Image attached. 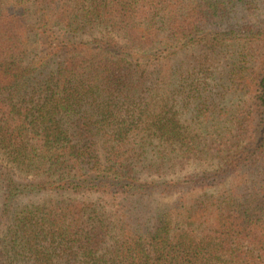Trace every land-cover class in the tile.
<instances>
[{
  "label": "trees",
  "instance_id": "obj_1",
  "mask_svg": "<svg viewBox=\"0 0 264 264\" xmlns=\"http://www.w3.org/2000/svg\"><path fill=\"white\" fill-rule=\"evenodd\" d=\"M0 199V264H264V0H0Z\"/></svg>",
  "mask_w": 264,
  "mask_h": 264
},
{
  "label": "rangeland",
  "instance_id": "obj_2",
  "mask_svg": "<svg viewBox=\"0 0 264 264\" xmlns=\"http://www.w3.org/2000/svg\"><path fill=\"white\" fill-rule=\"evenodd\" d=\"M254 18H255V17H253V18L251 17V19H254ZM0 203H3V200L0 199Z\"/></svg>",
  "mask_w": 264,
  "mask_h": 264
}]
</instances>
